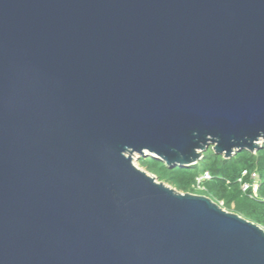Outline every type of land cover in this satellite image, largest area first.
Returning a JSON list of instances; mask_svg holds the SVG:
<instances>
[{"label": "water", "instance_id": "water-1", "mask_svg": "<svg viewBox=\"0 0 264 264\" xmlns=\"http://www.w3.org/2000/svg\"><path fill=\"white\" fill-rule=\"evenodd\" d=\"M262 144L264 0H0V264H264L134 163Z\"/></svg>", "mask_w": 264, "mask_h": 264}, {"label": "trees", "instance_id": "trees-1", "mask_svg": "<svg viewBox=\"0 0 264 264\" xmlns=\"http://www.w3.org/2000/svg\"><path fill=\"white\" fill-rule=\"evenodd\" d=\"M147 171L159 182L171 185L179 192L199 194L220 204L224 209H233L235 214L264 229V144L256 152L243 151L226 159L217 155L213 148L203 154L202 159L190 167L170 168L165 163L148 159ZM248 175L244 177V173ZM204 173L210 179L204 183V190L197 189V179ZM258 174L260 187L258 196L244 193L240 179L251 182V175Z\"/></svg>", "mask_w": 264, "mask_h": 264}, {"label": "built area", "instance_id": "built-area-1", "mask_svg": "<svg viewBox=\"0 0 264 264\" xmlns=\"http://www.w3.org/2000/svg\"><path fill=\"white\" fill-rule=\"evenodd\" d=\"M248 173H244V177L247 176ZM210 179V175L208 173L202 174L198 179H197V189L198 190H204V183ZM251 182H244V180L240 179L239 182L241 183V189L244 193L251 192L253 196H258L259 192V187H260V179L258 174L253 173L251 175ZM222 208L224 207V203L220 202L219 204Z\"/></svg>", "mask_w": 264, "mask_h": 264}, {"label": "rangeland", "instance_id": "rangeland-1", "mask_svg": "<svg viewBox=\"0 0 264 264\" xmlns=\"http://www.w3.org/2000/svg\"><path fill=\"white\" fill-rule=\"evenodd\" d=\"M148 159H150V158H140L138 155H135L134 156V163H135V165L139 168V169H141L142 171H145V172H147L148 174H151V173H149L148 171H147V168H148V166L150 165V161H148ZM161 162V161H160ZM152 175V174H151ZM154 176V175H153ZM159 181V180H158ZM166 185H168V186H170L171 188H173L171 185H169V184H166ZM180 193H182V194H184L183 192H180ZM194 195H199V194H194ZM226 210V209H225ZM226 211H228V212H230V213H234V211H233V209H231V210H226Z\"/></svg>", "mask_w": 264, "mask_h": 264}]
</instances>
